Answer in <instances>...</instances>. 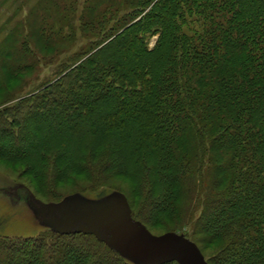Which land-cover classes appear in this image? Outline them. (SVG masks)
<instances>
[{
	"label": "trees",
	"instance_id": "16d2710c",
	"mask_svg": "<svg viewBox=\"0 0 264 264\" xmlns=\"http://www.w3.org/2000/svg\"><path fill=\"white\" fill-rule=\"evenodd\" d=\"M80 3L37 0L0 37V162L44 202L121 191L208 264H264V0ZM38 53L62 60L23 94ZM0 264L133 263L44 228L0 235Z\"/></svg>",
	"mask_w": 264,
	"mask_h": 264
},
{
	"label": "water",
	"instance_id": "95a60500",
	"mask_svg": "<svg viewBox=\"0 0 264 264\" xmlns=\"http://www.w3.org/2000/svg\"><path fill=\"white\" fill-rule=\"evenodd\" d=\"M27 192L26 204L35 220L52 232L92 234L133 264H208L198 245L185 234H153L134 219L121 191L99 198L76 192L57 202H44Z\"/></svg>",
	"mask_w": 264,
	"mask_h": 264
},
{
	"label": "rangeland",
	"instance_id": "374dc122",
	"mask_svg": "<svg viewBox=\"0 0 264 264\" xmlns=\"http://www.w3.org/2000/svg\"><path fill=\"white\" fill-rule=\"evenodd\" d=\"M36 1L8 0L0 6V37L15 21H21ZM79 1L81 2V7L78 8V11H81L82 0ZM80 41L81 39L78 37L74 47L69 49V54L80 45ZM154 43L155 37L151 38L149 45L153 46ZM38 55L40 56L39 62L36 64L32 74L24 81L23 94L35 92L40 88L41 83L52 80L56 76L62 60V56H60L53 58L52 62L47 63L42 59L41 53H38ZM18 168L19 166H10L0 162V235L27 237L39 234L44 230V227L35 220L26 204L27 188L24 182L27 183L28 178L24 176L18 177ZM66 188H71V186ZM162 231H164L162 228L154 227L151 232L158 235L165 233V231ZM210 252L211 247L207 246L204 248L206 256Z\"/></svg>",
	"mask_w": 264,
	"mask_h": 264
}]
</instances>
